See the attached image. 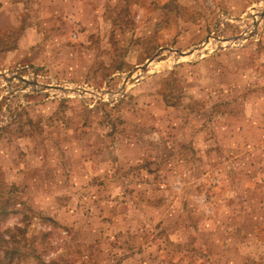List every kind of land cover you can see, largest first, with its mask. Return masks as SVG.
Masks as SVG:
<instances>
[{
  "label": "rangeland",
  "instance_id": "obj_1",
  "mask_svg": "<svg viewBox=\"0 0 264 264\" xmlns=\"http://www.w3.org/2000/svg\"><path fill=\"white\" fill-rule=\"evenodd\" d=\"M0 264H264V0H0Z\"/></svg>",
  "mask_w": 264,
  "mask_h": 264
},
{
  "label": "water",
  "instance_id": "obj_2",
  "mask_svg": "<svg viewBox=\"0 0 264 264\" xmlns=\"http://www.w3.org/2000/svg\"><path fill=\"white\" fill-rule=\"evenodd\" d=\"M195 49L189 50L187 52L177 50L176 52L178 53L179 56H188V55L192 54L195 51ZM147 64H148V62L145 63V65L136 67L135 70L143 69V68H145V66ZM131 74H132V72H130V75ZM44 87L45 88H53V89H56V90H59V91L67 92V93H76V92L85 93L86 92V90L79 89V88H65V87H62V86H49V85H45Z\"/></svg>",
  "mask_w": 264,
  "mask_h": 264
},
{
  "label": "crops",
  "instance_id": "obj_3",
  "mask_svg": "<svg viewBox=\"0 0 264 264\" xmlns=\"http://www.w3.org/2000/svg\"><path fill=\"white\" fill-rule=\"evenodd\" d=\"M143 203H145V206H147V205L148 206H157L158 202H155V200H153V199H146L145 198ZM163 229H165V228H163Z\"/></svg>",
  "mask_w": 264,
  "mask_h": 264
},
{
  "label": "trees",
  "instance_id": "obj_4",
  "mask_svg": "<svg viewBox=\"0 0 264 264\" xmlns=\"http://www.w3.org/2000/svg\"><path fill=\"white\" fill-rule=\"evenodd\" d=\"M3 208H4V206H2ZM4 210H1V212H3ZM8 251V253L9 254H13V252L12 251H9V250H7ZM15 252V251H14Z\"/></svg>",
  "mask_w": 264,
  "mask_h": 264
},
{
  "label": "bare ground",
  "instance_id": "obj_5",
  "mask_svg": "<svg viewBox=\"0 0 264 264\" xmlns=\"http://www.w3.org/2000/svg\"><path fill=\"white\" fill-rule=\"evenodd\" d=\"M182 57H186V56H182Z\"/></svg>",
  "mask_w": 264,
  "mask_h": 264
}]
</instances>
